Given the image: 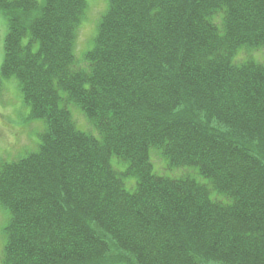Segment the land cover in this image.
Returning a JSON list of instances; mask_svg holds the SVG:
<instances>
[{"label":"trees","instance_id":"obj_1","mask_svg":"<svg viewBox=\"0 0 264 264\" xmlns=\"http://www.w3.org/2000/svg\"><path fill=\"white\" fill-rule=\"evenodd\" d=\"M87 8L0 0L1 75L46 125L0 155L4 263L264 264V61H236L264 50V0H109L78 59Z\"/></svg>","mask_w":264,"mask_h":264},{"label":"rangeland","instance_id":"obj_2","mask_svg":"<svg viewBox=\"0 0 264 264\" xmlns=\"http://www.w3.org/2000/svg\"><path fill=\"white\" fill-rule=\"evenodd\" d=\"M109 0H88V8L85 17L78 29L76 40V55L78 59L83 58V53L93 47L99 21L108 8ZM7 34V20L0 10V155L6 160H17L25 157L28 153L35 151L41 143V134L46 125L42 120H30V107L24 103L19 82L15 77L4 78L1 75V64L4 58V40ZM248 57L264 61V50L243 52L236 61L245 60ZM74 117L78 125L87 131H97L87 123L83 115L75 111ZM151 159L154 163L156 173L169 176L190 175L199 182L206 180L198 175L196 168L184 167L180 169H167V161L156 150L151 151ZM114 162L116 159L113 160ZM127 188L134 187L127 183ZM214 199L223 200L218 194H213ZM10 215L0 206V264L4 263L6 246V235L4 228L9 222Z\"/></svg>","mask_w":264,"mask_h":264}]
</instances>
